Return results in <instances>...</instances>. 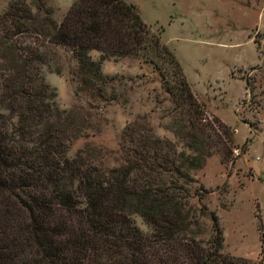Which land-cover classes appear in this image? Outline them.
<instances>
[{
	"label": "trees",
	"instance_id": "1",
	"mask_svg": "<svg viewBox=\"0 0 264 264\" xmlns=\"http://www.w3.org/2000/svg\"><path fill=\"white\" fill-rule=\"evenodd\" d=\"M31 5L12 0L0 13V264H262L221 253L216 215L188 201L187 171L210 155L212 135L228 150L231 138L205 121L177 58L134 5L74 0L58 23L42 0ZM126 57L157 73L177 110L172 133L187 152L144 125L127 127L130 146L117 167L103 168L86 151L68 157L67 119L43 70L60 74L66 63L76 92L108 102L114 77L101 74V63ZM204 215L210 234L202 242Z\"/></svg>",
	"mask_w": 264,
	"mask_h": 264
},
{
	"label": "rangeland",
	"instance_id": "2",
	"mask_svg": "<svg viewBox=\"0 0 264 264\" xmlns=\"http://www.w3.org/2000/svg\"><path fill=\"white\" fill-rule=\"evenodd\" d=\"M11 1L0 0V13ZM73 1L42 0L55 23ZM125 1L173 52L205 121L216 120L231 138L228 150L225 138L212 135L210 155L187 171L189 203L216 215L221 253L264 264V0ZM25 2L34 11L31 0ZM89 54L97 58V52ZM67 66L60 74L43 70V80L67 119L68 157L86 153L103 168L117 167L123 147L130 146L127 127L139 131L144 125L175 152H187L172 133L177 110L150 64L127 57L103 61L101 74L114 77L115 99L108 102L76 92ZM132 219L148 231L137 215ZM198 223L196 238L205 242L210 220L204 215Z\"/></svg>",
	"mask_w": 264,
	"mask_h": 264
}]
</instances>
